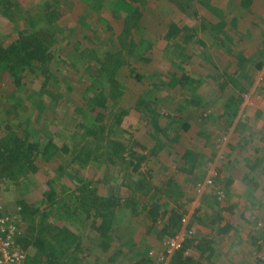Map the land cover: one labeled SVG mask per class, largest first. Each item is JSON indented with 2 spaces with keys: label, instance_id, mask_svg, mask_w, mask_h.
Returning a JSON list of instances; mask_svg holds the SVG:
<instances>
[{
  "label": "rangeland",
  "instance_id": "1",
  "mask_svg": "<svg viewBox=\"0 0 264 264\" xmlns=\"http://www.w3.org/2000/svg\"><path fill=\"white\" fill-rule=\"evenodd\" d=\"M243 2L0 0V44L43 29L52 55L47 66H26L17 86L0 72V138L9 130H25L39 140L41 151L50 143L59 149L48 160L38 153L32 172L18 170L12 180L0 174V216L9 213L15 219L18 237L28 223L19 205L26 199L47 210L44 222L55 230L46 239L55 249H64L58 242L62 228L80 237L78 264L94 258L95 264H131L137 253L151 260V251L170 236L158 232L174 210L190 222L191 239L209 242L203 264H251L257 255L264 258V63L254 75L243 72L246 90L237 116L207 143L194 128L177 135L170 129L167 141L153 128L150 112H158L162 125L175 106L171 99L184 105L181 88L171 94L167 85L171 74L201 78L193 92L205 96L218 72L226 77L234 71L236 52L255 50L264 0ZM170 25L178 30L172 37L166 36ZM103 45L117 51L112 62L98 66V75L95 53ZM121 56L128 64L119 62ZM113 64H118L114 74L104 77ZM208 124L215 127L213 121ZM63 145L67 150H60ZM186 149L200 153L191 173L179 170ZM252 161L254 169L241 173ZM232 176L237 180L226 184ZM138 180L144 187L137 188ZM252 180L260 187H242ZM83 184L89 185L88 193L120 199L115 231L104 244L75 198ZM51 187L52 205L44 200ZM156 205L160 215L150 228L147 209ZM64 252L62 261L71 256L70 250Z\"/></svg>",
  "mask_w": 264,
  "mask_h": 264
},
{
  "label": "trees",
  "instance_id": "2",
  "mask_svg": "<svg viewBox=\"0 0 264 264\" xmlns=\"http://www.w3.org/2000/svg\"><path fill=\"white\" fill-rule=\"evenodd\" d=\"M241 1L245 3L243 2L244 0ZM259 19L262 22L260 43L255 46V50L247 55H244L241 51L236 52L234 71L231 74L227 73L229 76L226 77L218 72L214 76L211 93L209 91V93L203 96L202 94L193 92L201 78L198 80L189 79L186 73H181L177 78L174 73L168 77L167 85L171 89V94H175L176 91L174 90L179 86L181 88L179 94L184 96V105H180L176 98L173 97L174 95H172L174 99H171V103L175 106L165 116L162 114L166 119L162 125L160 120L157 119L158 112L152 109L150 112L155 131H159L168 141L172 139L168 133L170 129L173 131V134L177 135L179 130L184 131L194 128V133L203 136L204 141L207 140V143L208 138L216 134L220 126L223 127L224 125L231 124L242 100V93L246 90L242 86V82L247 78L243 72L247 74L248 72H252V75H254L264 63V17H259ZM177 31L175 25H170L167 28L166 36L172 37ZM48 37L49 33L47 30L38 29L28 34H19L17 40L8 45L0 44V72H4L11 77L17 86L20 84V73H22L26 66L31 68L47 66L52 57ZM115 51L117 50L113 47L108 48V46L103 45L95 53V67H97L96 72L98 75H101L102 72V68L98 69V66L112 62L114 59L112 57H116L113 56ZM117 55L120 56L119 54ZM120 60V63L128 64V59L121 56ZM117 67L118 64H113L109 69V74L105 72L102 75L104 77L113 75ZM252 75L250 76L252 77ZM229 84H232V87H228ZM181 110L185 112L184 115L181 113ZM212 121L215 122V127L208 128L207 126H210L208 123ZM94 127L96 125L89 132L95 131ZM209 144L212 145L211 142ZM48 145L50 146H47L46 151L44 146L41 151L39 140L35 137L33 138L27 131L23 130V133H18L17 131L9 130L4 137L0 138V174H3L8 180H12L15 177V172L18 170L32 172L34 170V159L38 153L44 154V158L48 160L54 152L59 150L54 143ZM60 150L64 151L67 149L63 145ZM199 157L200 153L198 151L186 149L179 156L181 161L179 170L191 173L195 165L199 164ZM142 180H138L137 188L144 187ZM88 186V184H83L80 190L83 193H80L75 198L78 204H80L82 211L86 213L85 219H93L90 229L103 238L102 244H104V241H110V237L115 231L113 216L116 209L121 206V202L112 193L106 196L88 193L90 191L88 190ZM54 199H56L55 193L51 187L45 192L44 200L52 205L55 203ZM19 205L21 216L28 220L23 236L17 238V243L20 244V247L27 251L26 264H78L77 252L81 249L80 237L74 234V232L72 233L68 229L62 228L61 231L59 230L60 237L62 238L58 239V242L62 241L64 243V249H55V245L46 239L55 230V227L51 224L44 222L47 216L44 213L47 210L35 207L33 203L26 201V199L20 200ZM147 211L150 216L148 221L151 228L154 226L156 217L160 213H158L157 205L147 209ZM165 213L164 211L161 215ZM37 215L39 219L38 223L35 222ZM182 216L183 213L173 210L168 220L162 223L158 232L159 236L166 234L173 235ZM227 228L229 227L226 225L225 230ZM52 238H56V234ZM185 248L190 249L188 255H184L183 253V249ZM183 249L173 255L170 264H203V258L207 259L211 252V247L207 240L203 241L202 239L195 238H188ZM66 250H70L71 256L62 261L61 258ZM206 251H209L208 255L204 254ZM134 256L131 264H152V261L146 255L137 253ZM113 257H108V260L112 261ZM85 258L83 257L82 259ZM93 260L90 264H95L96 258Z\"/></svg>",
  "mask_w": 264,
  "mask_h": 264
},
{
  "label": "built area",
  "instance_id": "3",
  "mask_svg": "<svg viewBox=\"0 0 264 264\" xmlns=\"http://www.w3.org/2000/svg\"><path fill=\"white\" fill-rule=\"evenodd\" d=\"M210 180H208V183ZM223 195H219L221 199ZM15 219L9 214L4 213L0 216V264H24L25 251L17 244L19 232L17 231ZM192 235L191 228L187 227L185 217L181 219V227L173 235L164 237L161 241V247L155 252L151 251L152 264H170L173 255L182 250L188 238ZM190 249H183L184 255H188ZM264 258L257 255L251 264H263Z\"/></svg>",
  "mask_w": 264,
  "mask_h": 264
},
{
  "label": "crops",
  "instance_id": "4",
  "mask_svg": "<svg viewBox=\"0 0 264 264\" xmlns=\"http://www.w3.org/2000/svg\"><path fill=\"white\" fill-rule=\"evenodd\" d=\"M245 93V91L242 93V100H241V102H240V104H239V106H238V109L240 108V105L242 104V102H243V94ZM238 111V110H237ZM237 114V113H236ZM235 116H237V115H235ZM235 116H234V118H235ZM234 118H233V120H234ZM210 143V142H209ZM212 143V142H211ZM210 146H213V144L211 145V144H209ZM253 156V155H252ZM252 158V157H251ZM254 158V157H253ZM254 162L252 161V162H249V163H244L243 164V166L241 167V168H243V170L241 171V173L242 172H244V173H247L248 172V170H252V169H254ZM246 170V171H245ZM245 175H243V180H246L245 178ZM237 179H235V177L234 176H232V177H229L228 178V180L226 181V184H228V185H230V184H234V182L236 181ZM258 182V181H257ZM257 182H255L254 180H252V181H250L249 183H244V185L242 186V187H244V186H248V185H251L253 188H256V187H260V186H258L257 185ZM262 188V187H261ZM262 189H264V186H263V188ZM191 213V212H190ZM190 213L188 214V216L190 215ZM187 215V214H186ZM185 215V216H186ZM191 216V215H190ZM193 216V215H192ZM187 217V216H186ZM166 220H168V217L166 218ZM227 224V226L228 227H230L229 225H228V223H226ZM180 227H181V222L179 223V225H178V227H177V229L175 230V232L176 231H178L179 229H180ZM187 227H189V228H191V226H190V222H188L187 223ZM174 232V233H175ZM173 233V234H174ZM166 235H168V234H166ZM192 238V237H191ZM150 261H152V260H150Z\"/></svg>",
  "mask_w": 264,
  "mask_h": 264
}]
</instances>
